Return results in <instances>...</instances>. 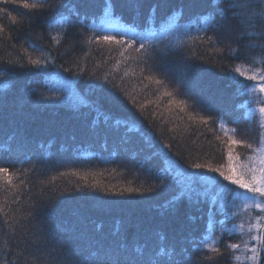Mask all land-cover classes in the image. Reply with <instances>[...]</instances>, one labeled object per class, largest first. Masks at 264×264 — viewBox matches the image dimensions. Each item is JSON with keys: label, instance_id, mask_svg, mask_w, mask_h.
Instances as JSON below:
<instances>
[{"label": "trees", "instance_id": "1", "mask_svg": "<svg viewBox=\"0 0 264 264\" xmlns=\"http://www.w3.org/2000/svg\"><path fill=\"white\" fill-rule=\"evenodd\" d=\"M41 2L0 0V61L27 63L28 56L40 59L41 47L50 61L48 68L41 70L42 75L21 72L15 78L0 77V167L8 168L7 173H0V264H54L55 253H49L69 245L91 258L98 247L125 236L130 251L146 249L149 255L158 252L164 261L169 259L164 251L172 253L175 249L176 260L191 257L187 264H253L251 253L241 252L245 241L256 243L237 210L242 199L230 204L237 216L225 220L217 212L209 225V203H195L198 196L204 199L205 189L211 188L200 179L201 174H209L192 169L179 173L195 157H199L197 162L226 166L229 136L251 143L253 149L261 147L258 132L263 118L251 99L256 80L245 81L248 90L241 94L232 70L241 67L246 75L256 74L258 68L264 69V57L245 48L255 57V63L244 57L232 59L225 47L231 43L232 49L238 48L231 27L216 35V47L223 48L224 56L213 51L206 42L207 37L214 36L213 22L205 19L211 14L208 0H169V7L158 9L154 7L156 0H146L144 8L135 12L119 4L114 10L108 9L106 0H90L86 27H81L83 19L75 23L74 15L66 9L60 10L61 15L23 7L24 3ZM106 11L114 14L106 15ZM12 17L23 24L13 23ZM125 29L131 31L121 37L119 33ZM133 31L138 42L145 38V48L154 57L159 51L174 53L157 59V63L177 73L183 69L182 57L191 52L204 56L203 60L193 59L191 66L200 76L196 91L208 103L206 110L189 107L180 112L177 104L167 103V97L159 105H148L143 113L133 105L125 90L137 103L155 102L158 95V86L147 80L140 83L143 65L137 64L138 54L129 49L121 57L120 47L114 43L85 40L97 34L127 40ZM51 37L61 42L57 44ZM77 63L99 79L76 76ZM67 67L73 71L65 72ZM105 75L108 83L103 81ZM173 87L170 85L169 90ZM117 96L119 101L114 99ZM174 99L186 97L176 94ZM222 114L228 121L223 129L219 121L215 125L209 121L214 131L199 123L201 116L216 118ZM233 150L240 162L258 155L243 145H233ZM153 153L156 155L146 170L145 158ZM168 167L175 187L147 191L159 184L154 177L163 176L161 169ZM193 171L197 175L189 176ZM41 186L54 200L39 211L37 223L51 241L48 247L31 243L35 229L27 219L33 202L39 203L36 198ZM129 187L140 188L141 192L115 194ZM180 189L187 202L180 204L179 214L174 215L168 202ZM210 198L211 192L209 202ZM228 199L231 201V196ZM220 221L225 222L221 225ZM209 236L212 240L220 238L218 246L223 255L195 251L196 242ZM230 244L240 247L225 248ZM205 256L216 259H203Z\"/></svg>", "mask_w": 264, "mask_h": 264}, {"label": "snow or ice", "instance_id": "2", "mask_svg": "<svg viewBox=\"0 0 264 264\" xmlns=\"http://www.w3.org/2000/svg\"><path fill=\"white\" fill-rule=\"evenodd\" d=\"M69 2L70 0H42L41 3H24L23 7L32 10H52L61 15H63V13H61L60 10L66 9L70 15H74L75 23H80L83 19L85 24H82L81 27H86V22L88 20V13L86 9L89 6L90 0H71L70 8ZM193 2H195V0H193ZM208 3L210 5L209 11L211 14L205 17V19L213 22L211 31H213L214 36L207 37L206 42L212 46L214 52L218 53L221 57L224 56L223 48L216 47L218 42L216 35L223 33L226 28L231 27L233 29L232 39L238 45V48L235 50L232 49L231 43L225 44V47H227L228 54L232 59H240L241 57H244L246 60L250 59L253 63H255V57L249 56L248 51H245V48L264 57V0H258V2L257 0H208ZM106 4L108 9L114 10L119 4L121 6L129 7L133 10V12H135L136 10L144 8L146 0H106ZM169 6V0H156L154 5L157 9ZM82 8L85 9V11L82 12ZM3 11L6 12V9ZM38 14L42 13H33L32 15ZM105 14L112 15L114 12L109 13L106 11ZM12 21L13 23L23 24L22 20L17 21L15 17H12ZM29 26L31 27L32 25L30 24ZM250 29H254V31H250ZM2 30L3 29L0 28V31ZM128 31H131V29H125L124 32L119 33V35L123 37ZM37 35L40 36L42 34L37 33ZM136 35L137 33L133 31L131 37L125 40L123 38L118 39L115 35L99 36V34H97V36L86 37L85 40L87 42H99L100 40H103L110 44L114 43L120 47L119 55L121 57H124L125 53L128 52L129 49L138 54L137 64L143 65V67L140 68V83L143 84V81L147 80L149 84L158 86L156 89V93H158V95H156L155 102L148 100L146 103H137L135 97L128 94L125 90V96L132 101L133 105L137 107L141 113L147 109L148 105L153 103L159 105V102L165 97L168 98L167 103L169 105L174 103L177 104L180 112H184L189 107L193 110L196 108L206 110L208 103L203 99L200 93L196 91L200 76L193 72L191 66V61L193 59L203 60L204 56L191 52L188 56L182 57L183 69L177 73L172 68H169L162 63H157V59L162 60L169 55H174V53L164 50L157 52L154 57L152 52H149L145 48V44L143 42L145 38L141 37V40L138 42L135 39ZM51 39L57 44L61 42L57 37H51ZM196 39H200V37H197ZM245 41H251V43L245 45ZM202 42L204 41L202 40ZM219 42L223 43L224 41L221 39ZM137 43L139 45L138 47H136ZM39 51L41 58L33 59L31 56H28L27 63L22 61H16L15 63L11 61H0V77L7 78L11 76L12 78H15V76L21 72L31 75H42L43 72L41 70H46L50 61L49 54L43 47H41ZM205 62L210 63L211 61L209 60ZM63 70L65 72L73 71L72 67H67ZM221 70L223 71L224 69L221 68ZM232 71L233 82L238 86V91L241 94L248 90L245 81H254L257 79L264 81V69L260 70L258 74L254 73L252 75H246L245 71H243L241 67H235ZM74 74L76 76L91 75L92 77L99 79L94 72H89L86 67H81L79 63L76 64V71ZM127 75L128 73L125 72V76ZM240 77H244L245 79L241 80ZM103 81L104 83L109 82L108 75L104 76ZM149 84H144L143 86L147 88L149 87ZM170 85H174L172 90H169ZM161 89H163V91H161ZM260 91L264 92V83L260 85ZM176 94L183 95L186 99L177 101L174 99ZM46 99L52 98L48 97ZM114 99L119 101L118 96L114 97ZM189 102L191 103L189 104ZM2 103L3 101L0 100V104ZM260 112L264 114V107L260 108ZM224 114L216 118H213L210 115L208 117L201 116L199 118V123L209 126V130L214 131V129L209 125V121H211L212 125H215L217 121H219V127L223 129L228 123V121L224 120ZM231 122L238 123V121L235 120ZM117 123H119V121H117ZM260 129L261 130L258 132V142L261 145L260 148L253 149V145L251 143H246L243 140H236L234 135L229 136L226 166L222 163L218 166H213L212 163L197 162L199 157H195L191 160V163H188L187 168L182 169L179 173L184 174V172H188V169H192L199 170L201 173L206 171L209 174H201L200 179L207 181L211 188L205 189L202 194L204 199H201L198 196L195 202L196 204L209 203V225L212 224V218L217 212L223 214L225 216V220H227L229 216H237V213L233 212L230 207V204H234L236 199H242L245 201L244 207L246 209L255 208L259 210V214L255 217L257 223L249 225L250 239L256 242L250 249L251 256L249 259L253 262V264H264V258H262V253H264V228H261V223H264V199H261L264 198V123L260 125ZM135 131H139V129H136ZM235 131V129H232L233 134H235ZM216 139H220V137L216 136ZM145 142L149 145V147H151V141L147 137H145ZM125 143H127V141H125ZM233 145H243L244 147L251 149L253 152L258 153V155L255 157L250 156L246 161L240 162L239 156L234 154ZM155 155L156 154L153 153L145 158L144 165L146 170H148L147 166L151 164ZM32 171H36L35 166ZM161 171L164 173L163 176L156 175L154 177V179L159 180V184H157L155 188L147 189V191L154 192L169 186L175 187V184L171 181V167L163 168ZM7 172L8 168L0 167V173ZM188 174L191 177H195L197 175L195 171L189 172ZM220 178H222V180ZM166 180L168 183H166ZM21 183H24V181H21ZM217 184L220 185L218 190H216L215 187ZM233 185L237 186V188H232L231 186ZM239 189H243L245 191L240 192ZM47 191V189L41 186L39 195L36 198L39 203L34 201L27 213V219L29 223L32 224V228L35 229L33 233L35 239H33L31 243L37 247L40 245L48 247L51 242L48 236L44 233L43 229L37 227L39 211L47 207L48 204L54 203V200L46 195ZM125 192L140 193L141 189L129 187L115 194L124 195ZM210 192L211 198L209 202ZM247 193H252L253 195L249 196ZM229 196H231V201L228 199ZM184 197L185 192L183 189H180L168 202L169 211L174 215L179 214L180 204L187 202L184 200ZM189 200H191V197H189ZM217 205H219V207H217ZM224 222L225 221H220L221 225H223ZM240 228L243 230V224ZM253 229L258 230L256 235H251ZM232 231H235V229ZM27 234L28 233L26 232L25 235ZM219 241V237L216 240H212L210 236L202 237L199 242H196L195 251H203L206 253L212 252L217 253L218 255H223L218 246ZM244 244L247 248V241H245ZM239 247L240 245L238 244L225 245V248L233 250L238 249ZM53 253H55L54 264H187V261L191 259L189 256L185 257L183 260H176L175 249H173L172 253H168L167 250L164 251V255L169 257L167 261H164L163 257L159 255L158 252L151 255L147 254L146 249L132 252L129 250L128 244L126 243V236L110 245L98 247L96 252L92 254L91 258L85 256L82 252L77 251V249L71 245L67 248L62 247L58 251L53 249L49 254L52 255ZM203 259L214 261L216 258L212 256H205ZM236 259L238 260L239 257H236Z\"/></svg>", "mask_w": 264, "mask_h": 264}, {"label": "rangeland", "instance_id": "3", "mask_svg": "<svg viewBox=\"0 0 264 264\" xmlns=\"http://www.w3.org/2000/svg\"><path fill=\"white\" fill-rule=\"evenodd\" d=\"M260 70H262V69L258 68L256 70V74H258ZM262 83H264V81H261L259 79H257L255 81V85H254L253 90H252V98L251 99H252V103L254 104V109L256 110V112H259L260 116H262L263 123H264V114H262L260 112V108L264 107V92L260 91V85ZM241 190H243V189H241ZM248 194H249V196L253 195L252 193H248ZM261 199H264V198H261ZM238 203H239V205H238L237 210L240 211L243 214L242 223L248 225L247 233L249 234V225L257 223V221L255 220V217L259 214V210L255 209V208L246 209L244 207L245 201H243V200L239 201ZM244 217H246V219H244ZM263 226H264V223H261V228H263ZM257 233H258V230L257 229H253L252 232H251V235H256ZM249 237H250V235H249ZM247 244H248L247 248L245 247V245L243 247H241V252L243 254L251 253L250 249H251L252 246L255 245L252 242H248ZM263 258H264V253H263Z\"/></svg>", "mask_w": 264, "mask_h": 264}, {"label": "water", "instance_id": "4", "mask_svg": "<svg viewBox=\"0 0 264 264\" xmlns=\"http://www.w3.org/2000/svg\"><path fill=\"white\" fill-rule=\"evenodd\" d=\"M263 228H264V226H263ZM262 258H263V253H262Z\"/></svg>", "mask_w": 264, "mask_h": 264}]
</instances>
